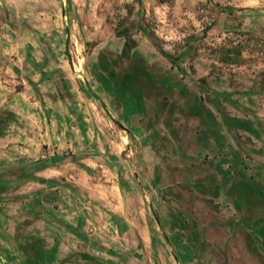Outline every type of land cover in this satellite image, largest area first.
<instances>
[{"label": "rangeland", "instance_id": "1", "mask_svg": "<svg viewBox=\"0 0 264 264\" xmlns=\"http://www.w3.org/2000/svg\"><path fill=\"white\" fill-rule=\"evenodd\" d=\"M15 56H48L34 75L101 152L74 156L68 119L66 144H15L58 164L52 187L0 173V264H264V0H0V140L5 98L44 82L16 83Z\"/></svg>", "mask_w": 264, "mask_h": 264}, {"label": "crops", "instance_id": "2", "mask_svg": "<svg viewBox=\"0 0 264 264\" xmlns=\"http://www.w3.org/2000/svg\"><path fill=\"white\" fill-rule=\"evenodd\" d=\"M3 61H8V56H2ZM28 57V58H27ZM24 59V56H15V58H10L9 60H14L15 62L12 63L10 68L15 74H16V83L24 84L23 79L20 73L27 74V78L30 81H35V76H37V79L39 82L43 79L45 74L40 73L37 75H34L35 71L37 70V66L34 63L44 62L49 60L48 56H27ZM29 60L31 63V67H25L24 62ZM58 60H61V58H58ZM67 60H69V56L67 55ZM59 65L57 70L58 72L66 73L64 69V64ZM20 63V64H19ZM50 64V63H48ZM47 72L44 69H42V72ZM48 73V72H47ZM41 77H43L41 79ZM18 78V79H17ZM53 80V76L51 77ZM29 82V81H28ZM27 82V83H28ZM29 84V83H28ZM35 93L33 94V91L31 92V87L33 86L28 85L25 86L23 89H20L19 91L17 89H13L12 94H9L5 99L8 100L6 102L7 109L14 114L13 118L16 120V122H13L12 124L14 126H9L7 130V135L3 139L0 140V173H6L7 175L11 174H17V173H32L33 177L46 179L47 175H49L54 169L57 168V164H51V160H56V156L54 154L48 153L47 156L40 155L39 158H34V160L31 161H23L21 157L17 156L19 153H17V143H20L21 140L25 143L28 142V147L30 149L24 150L26 153H32V151H35L38 153V149L34 148L37 146L47 145V147L52 144V141L59 140L58 144L53 143L54 145H60L61 143H65L67 141H70L64 137V128L58 132H55L53 134V128L55 126H61V121H66L68 119L69 126L68 128L71 129V131L74 132V138L76 141V150L74 152V156H82L89 150H93V147L96 151L101 152L100 148L98 147V136L95 135L94 138L89 140L88 132H89V126L86 121V118H82V121H75L74 117L79 118L80 113L79 111L77 113H74L76 111V108L79 107V102L74 101L75 95L71 94L62 98L59 97L61 92H57L56 89L48 88L53 87V85L50 84V82H42L41 84H37ZM26 88V89H25ZM46 88V89H45ZM34 89V88H33ZM70 91V90H67ZM68 97L72 100V105L70 101L68 100ZM4 100V101H6ZM72 106L74 109H72ZM13 107V108H12ZM38 111V112H37ZM31 112V113H30ZM24 113V114H23ZM41 114V116L39 115ZM26 118L29 119V122L33 124V121H37L39 119L40 124V140L39 139H32V138H23V134L21 130H17V126L19 121H22L18 118ZM10 124V123H9ZM66 124V123H65ZM66 124V125H67ZM35 125V123H34ZM61 128V127H59ZM76 129V130H74ZM29 130V129H28ZM34 132V131H33ZM36 133V132H35ZM63 134V135H62ZM84 135V136H83ZM46 139L45 141H43ZM38 140L41 141L42 144H34V141ZM9 143V144H8ZM30 144V146H29ZM22 153V152H20ZM40 165L44 166V168L35 170V168H38ZM6 181H9V178L16 180L19 177L12 175L7 176L6 178L4 175H1ZM12 180V181H13Z\"/></svg>", "mask_w": 264, "mask_h": 264}, {"label": "trees", "instance_id": "3", "mask_svg": "<svg viewBox=\"0 0 264 264\" xmlns=\"http://www.w3.org/2000/svg\"><path fill=\"white\" fill-rule=\"evenodd\" d=\"M223 11H226V12H228V11H232V10H229V9H225V10H223ZM127 46V44L125 43V45H124V48L122 49V55L123 56H126L127 54H128V52H127V49H125V47ZM230 54H232V55H234V56H239L240 55V53L236 50V49H230V50H227ZM230 61H232V59L230 60ZM52 161V163L54 164V165H56V164H58V161H56V160H51ZM41 168H44V166H42V165H40L38 168H35V170H38V169H41ZM33 180H35L36 182H40V183H44V184H47L49 187H52L53 185H55V182L53 181V180H45V179H40V178H33ZM43 244H42V242L39 240V239H37V240H33L32 242H31V245L29 246V251H31V252H33L34 254H37L38 255V257L40 258V259H42V255H43V250H42V246ZM82 258H83V260H86V261H89V260H91L88 256H86V255H82L81 256ZM30 264H35L34 263V261L33 262H31Z\"/></svg>", "mask_w": 264, "mask_h": 264}, {"label": "water", "instance_id": "4", "mask_svg": "<svg viewBox=\"0 0 264 264\" xmlns=\"http://www.w3.org/2000/svg\"><path fill=\"white\" fill-rule=\"evenodd\" d=\"M67 45H68V39L66 40V50H67ZM67 54H68V53H67ZM92 96H93L95 99H98V100H99V98H98L97 95L92 94ZM101 107L105 110V107H104L103 103H101Z\"/></svg>", "mask_w": 264, "mask_h": 264}]
</instances>
